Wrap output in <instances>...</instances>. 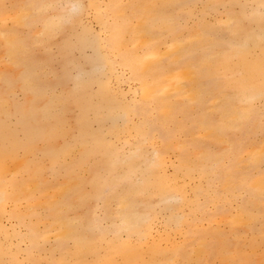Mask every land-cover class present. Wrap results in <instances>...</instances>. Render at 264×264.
Instances as JSON below:
<instances>
[{
  "label": "bare ground",
  "instance_id": "bare-ground-1",
  "mask_svg": "<svg viewBox=\"0 0 264 264\" xmlns=\"http://www.w3.org/2000/svg\"><path fill=\"white\" fill-rule=\"evenodd\" d=\"M0 264H264V0H0Z\"/></svg>",
  "mask_w": 264,
  "mask_h": 264
},
{
  "label": "rangeland",
  "instance_id": "rangeland-1",
  "mask_svg": "<svg viewBox=\"0 0 264 264\" xmlns=\"http://www.w3.org/2000/svg\"><path fill=\"white\" fill-rule=\"evenodd\" d=\"M162 32H164V30H162ZM155 47L156 49L160 52H162V50L164 49V45L162 42H160L159 40H155Z\"/></svg>",
  "mask_w": 264,
  "mask_h": 264
}]
</instances>
